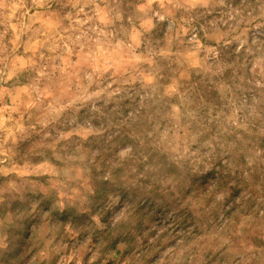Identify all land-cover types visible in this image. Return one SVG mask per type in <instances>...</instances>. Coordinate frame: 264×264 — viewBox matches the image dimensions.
<instances>
[{"label":"clouds","instance_id":"9594fccd","mask_svg":"<svg viewBox=\"0 0 264 264\" xmlns=\"http://www.w3.org/2000/svg\"><path fill=\"white\" fill-rule=\"evenodd\" d=\"M0 264H264V0H0Z\"/></svg>","mask_w":264,"mask_h":264}]
</instances>
